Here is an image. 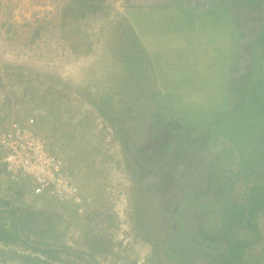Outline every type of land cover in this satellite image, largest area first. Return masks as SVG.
Here are the masks:
<instances>
[{"label":"rangeland","instance_id":"1","mask_svg":"<svg viewBox=\"0 0 264 264\" xmlns=\"http://www.w3.org/2000/svg\"><path fill=\"white\" fill-rule=\"evenodd\" d=\"M70 1L0 0V132L11 120L32 118L39 134L66 156L79 185L96 203L78 214L29 188L20 197V186L10 183L0 166V211L15 209L22 214L34 208L52 216L53 226L44 240L95 255L93 261L83 256L89 263L78 260L80 264H146L155 249L171 254L162 258L163 264H212V257L199 256V246L193 247L195 226L204 218L212 236L201 247L220 245L222 256L217 253L215 260L233 264L237 253H223L227 245L219 207L221 198L230 195L237 173L232 168L237 155L230 138L240 139L247 132L238 117L246 101L254 100L255 89L247 85L253 67L249 51L263 30L264 0H235L229 10L215 6L228 0L214 4L210 0H97L101 9L67 20L64 8ZM149 27L159 38L151 37L159 47L142 38ZM178 43L183 54L175 48ZM258 47L264 50V42ZM195 54L212 60H207L210 64L213 59L221 61L229 69L230 80H225L229 98L219 95L216 101L222 111L214 102L211 110L205 103L199 105L216 93L210 83L205 90L184 91L191 93L187 101L192 99L187 114L177 111L185 108L184 93L177 99L180 106H165L189 82L163 86L159 68L164 69L166 80L172 72L191 71L194 84L206 74L198 78L204 67L201 61L195 62L196 67L191 63ZM133 56L141 65L134 63ZM184 58L189 65L183 64ZM260 76L264 82V72ZM232 89L237 94L231 95ZM251 108L247 106L249 112ZM231 110L236 113L227 115L236 121L223 123ZM186 115L188 119H183ZM179 118L184 120L180 125ZM180 196L205 201L209 209L203 216L185 212L189 222L178 223L185 233L175 231L176 225L170 227L163 216L167 209L177 208L178 201L167 204ZM93 210L100 216L89 221L86 215ZM260 211L253 217L262 243L246 248L251 263L264 248V206ZM241 213L233 208L228 217ZM47 227L44 224L43 231ZM220 233L222 237L215 240ZM99 240L104 248L109 245L108 251H94ZM170 245L183 249L181 256L172 254ZM13 249L17 255L30 252L0 243V264H26L13 256Z\"/></svg>","mask_w":264,"mask_h":264},{"label":"trees","instance_id":"2","mask_svg":"<svg viewBox=\"0 0 264 264\" xmlns=\"http://www.w3.org/2000/svg\"><path fill=\"white\" fill-rule=\"evenodd\" d=\"M96 1L97 0H71L67 5H65V8H64V13H67L65 15L66 19L68 20V18L70 17L85 18L88 13L90 14L95 13L97 10L101 9V4L100 5L95 4ZM98 1L101 2L100 0ZM210 1H211V4L218 2V0H210ZM245 1L248 2L250 0H245ZM236 2L237 1L235 0H228V3L227 2L225 3L222 2L221 4L217 3L215 6L219 7L220 5L222 9L229 10L230 8L234 6ZM69 14H72V15H69ZM262 29L263 30L260 31V36L258 40L253 43L254 44L252 47L253 49L249 51V55L251 59L253 58L252 60L253 67L250 72V77L249 78L247 77V80H248L247 85L249 86V90L255 89V91L256 90L258 91L256 92L253 91L254 94H253L252 99L254 100L252 104L251 103L247 104V101H246L245 106L243 107V110L240 112V115L238 117L243 120V123L245 124L244 130L247 132H243L242 137L240 136V139L236 138L235 135H234L235 137H232V138L229 137L230 139H232L233 143L231 142V144H234V149L236 151L235 155H237L236 166L232 167L233 170H235L237 173H235L236 176L233 173L234 180L230 187V191H231L230 195L228 196L226 200L221 198L222 205L219 207L221 211V220H222L221 227L223 229L224 234L220 233L218 234L217 237H214L216 238L215 240L218 241L219 238L222 237L221 234H223L222 238L224 239L227 245V249L223 253L228 254L230 251H235L237 253L234 256L236 260H234L233 258V262H234L233 264H264V248L261 249L262 253L260 254V256L256 257V260L252 263L248 262L247 257H245L247 247H249L250 245H256V244L262 243V235L260 234L258 230L256 217L255 218L253 217L255 215L254 213H260L261 212L260 209L262 210L264 206L263 205L264 203V124L263 125L259 124L260 120L261 122L264 121V82L262 80V76H260L261 71L264 72V69H261V67L264 68V64H263L264 63V50L258 47L259 42H264L263 41L264 25L262 26ZM151 37H154L155 39L159 40V38L155 36V32H153L152 27H149L147 30L143 32L142 38H146L145 40L149 41L147 42V44L151 43L153 47H159L160 45H157L154 42H152ZM207 38L208 37H205V39ZM166 44L167 46H169L168 43ZM138 46L139 44L137 45V47ZM181 46L182 45L178 43L175 45V48L181 49L180 51L183 54L185 51L183 52ZM175 48H171V49H175ZM178 54L180 55L181 53H178ZM177 56L178 55L176 54V58H178ZM191 58L192 60L190 61L194 65L196 61H203L201 66L203 65L202 67L204 68H202L201 72L205 69L207 76H208V80L206 78V75H204V78H203V74H199L198 78L202 77L203 80L199 82L196 81L194 84L184 83L183 85L179 87V90L182 93L176 94L177 98L173 100V103H170L171 101H169L168 105H165V106L167 108H169L170 106H173V107L180 106V104L177 103V99L179 98V96L182 97V94L184 93V91L185 92L190 91L193 88V86L196 87V89L205 90L204 87H208L210 83V85L214 86L213 90H216L214 91L216 93L213 94V97H215L216 100L215 99L212 100L213 97L207 96L203 98L204 101L205 100L207 101L205 102L202 101L199 105H201L202 103H205V106L209 108V110H211L212 105L216 103V108H220L221 105L218 106L219 104L216 102L219 98V95L220 96L223 95V98L226 95L229 98V93L228 92L225 93V88H226L225 80H222L223 78L219 74H218L219 76L212 74L216 72L215 65L207 62V60L210 62H212V60L210 59L205 60L202 57H200L198 54H195V57H191ZM133 61L134 63H136V65H141V62L138 60L136 56H133ZM213 63H214V59H213ZM223 66L225 67L224 64ZM159 69L160 71H162V73L161 72L160 73H161V84L163 86H165L166 83L168 86L171 84H173V87L177 85L179 86V84L182 83V80H184V76H183L184 74L182 75L177 74L179 77L175 78L174 77L175 72H172L173 74L172 73L168 74L167 80H166V78L164 79L165 77L164 76L165 73L163 72L164 69L162 70L161 68ZM170 69L175 70L174 67H170ZM254 72H255L256 78L254 77ZM210 75L212 77H210ZM216 77H219V78L216 79ZM191 82H194V80ZM237 92L238 90L232 89V93L230 92V94L235 95V93L237 94ZM167 96H165V98ZM183 96H184L183 99L186 100V103L183 102L184 103L183 106L185 108L184 109L182 108L180 110L178 109L177 111L180 112V114H182L181 112H184L185 110L184 113L187 114L190 111L189 108L192 106V99L190 101H187V98H191V93H184ZM173 97L175 96L173 95ZM248 105H249V108L252 107L250 109V112L247 110ZM226 109L227 107L225 108V111ZM220 110L222 111L223 109L220 108ZM227 113L229 114L231 113L232 115L233 113H236V111L231 110L230 112H226L225 113L226 115L224 119L222 120V122L226 119H231L230 118L231 115H227ZM205 115L208 116L207 114ZM183 119H188V116L186 115ZM183 119L179 118L178 120L176 119V121L180 125L184 121ZM231 120L232 121L230 122V124H232L233 121H236L234 119H231ZM250 120H253L254 123L250 124ZM211 134H212V131L208 132V135H211ZM252 136L253 138L251 140L250 138ZM215 138L222 139L221 136H215ZM50 147L53 150L57 148L51 142H50ZM239 152H240V156H238ZM1 171H3V169H1ZM19 188L20 189L17 192V194L18 196L22 197L25 192L24 190L25 187L20 186ZM161 188L162 186H160V189ZM169 194L170 193H168V195ZM177 201H178L177 208L174 211H170L169 209H167L166 213L163 214V216L166 217L167 223L170 227H172L173 225H176V228L178 229L176 230L174 229V230L177 232H180L181 230L179 228V224H178L179 222L183 220L184 221L188 220L189 222V218H186L185 212L192 210L196 212V214L203 213L202 214L203 216L205 214V211L208 212L209 210L206 205L207 202L201 201L202 203L201 202L196 203L191 200H188L187 198H185V196L177 197L175 198V200L171 201L167 205L170 206V204L171 205L173 204L172 202H177ZM95 203L96 201H93V204ZM233 208L236 209L237 211L240 210L242 212L241 213L242 215H237L238 217L230 219L228 215H230V212ZM18 212L19 211L15 209H11L10 211H0V243L4 247L18 246V247H23L24 250L26 251H30L27 254L17 255L16 250L14 249L12 250L13 256L17 255L16 257H19L22 260H24V263L26 264H80L78 263V260L89 263L88 261H86L85 258H82L83 256H87L92 261L94 260L95 255L93 253L84 255L85 252L77 251L73 249L71 246H68L65 244L59 245L57 244L58 241L49 243V241L44 240L45 232H49L51 230V227L53 226L52 216H48L47 214H44L41 211L34 210V208L31 210L27 209V211L22 214H19ZM86 216L88 220L91 221V220L96 219V217L100 215L99 214L97 215L95 210H93V211H89ZM109 218L110 217L108 216V219ZM172 218L173 220H171ZM44 224H49V227H47L48 228L47 230L43 231L42 228L44 227ZM211 229H212L211 227L209 228L208 220L203 218L200 221V223L195 226V230L197 234L193 237V243H194L193 247H195L196 245L199 246V248H197V254L199 256L200 255L205 256L208 254L210 257H212L211 259H209L210 261H213L212 264H218L219 260L218 259L215 260V256L219 252H220L219 254H221L222 256V250L219 247L220 245L216 246V248L211 247L209 249H203L201 247L203 240L207 241L212 236L211 235L212 232L210 231ZM182 232L185 233V230H183ZM194 239H196L197 241L194 242ZM98 242L99 243H97L93 247L95 252L102 251V250L108 251L109 245H107V248H104L103 244L101 243V240H99ZM166 249H168L167 246H166ZM170 249L172 250V254L174 255L181 256L180 254L183 253V249L177 251L171 245H170ZM161 250L162 249L160 250L155 249L153 254H151L148 258L146 257L145 259L146 264L148 263L149 264H163L162 258L163 257L167 258L168 256H171V254H168L167 250H164V251H161ZM205 250H208V251H205ZM162 252H164V255H162ZM238 253L240 255H238ZM62 256H64L65 258H62ZM66 257L67 259H70V261L69 260L65 261ZM220 264L222 263L220 262Z\"/></svg>","mask_w":264,"mask_h":264},{"label":"built area","instance_id":"3","mask_svg":"<svg viewBox=\"0 0 264 264\" xmlns=\"http://www.w3.org/2000/svg\"><path fill=\"white\" fill-rule=\"evenodd\" d=\"M33 124L32 118L11 120L0 132L1 169L10 183L82 214L93 205V196L79 185L66 156L59 149L53 150Z\"/></svg>","mask_w":264,"mask_h":264},{"label":"crops","instance_id":"4","mask_svg":"<svg viewBox=\"0 0 264 264\" xmlns=\"http://www.w3.org/2000/svg\"><path fill=\"white\" fill-rule=\"evenodd\" d=\"M185 59V61H184V63L183 64H186L187 62H188V58H184ZM219 61V60H218ZM173 63H175V62H173ZM201 64H202V61L200 62ZM188 64V63H187ZM206 64V63H205ZM189 65V64H188ZM214 65H215V73H212L213 75H216V76H219V75H221L222 76V80H226V81H229L230 79H229V76H230V72L228 71L229 69H228V67H224L223 66V63L220 61V63H218V62H214ZM202 69H200L199 70V72L201 71ZM204 73H206V71H205V69L202 71V72H200L199 74H204ZM173 74V73H172ZM184 75V79L185 80H188L187 82H189V83H192L191 81H192V75H191V71H185V73H183ZM219 74V75H218ZM175 76V78H178L179 76L178 75H182V74H174ZM205 75H207V73L205 74ZM209 75V74H208ZM187 76V77H186ZM189 76H190V78H189ZM200 78V77H199ZM217 78H219V77H216V79ZM207 80H208V78H207ZM194 87V86H193ZM184 112H185V110H184ZM184 112H181V113H184Z\"/></svg>","mask_w":264,"mask_h":264}]
</instances>
